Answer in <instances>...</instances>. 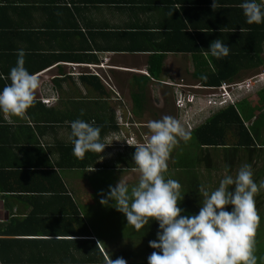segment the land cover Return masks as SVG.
<instances>
[{"label": "crops", "instance_id": "1", "mask_svg": "<svg viewBox=\"0 0 264 264\" xmlns=\"http://www.w3.org/2000/svg\"><path fill=\"white\" fill-rule=\"evenodd\" d=\"M240 3L218 0L213 10L212 0H0L1 81L10 82L18 49L41 81L24 117L0 113V264L101 262L90 240L108 259L119 240L105 231L111 206L95 210L98 194L127 169L120 155L135 147L127 138H147L129 126L140 124L148 94L203 86L200 74L221 59L234 76L221 84L264 71V23L247 24ZM216 39L230 47L226 57L208 51ZM240 102L261 103L264 115V85ZM77 118L100 127L109 144L100 154H72L68 122ZM112 122L118 127L104 132ZM254 129L264 141V120Z\"/></svg>", "mask_w": 264, "mask_h": 264}, {"label": "clouds", "instance_id": "2", "mask_svg": "<svg viewBox=\"0 0 264 264\" xmlns=\"http://www.w3.org/2000/svg\"><path fill=\"white\" fill-rule=\"evenodd\" d=\"M211 7L216 9L218 0H212ZM239 7L247 24L264 23V0H241ZM208 51L219 59L229 54L230 47L216 39ZM24 57L25 51L18 49L16 64L7 77L10 83L0 89V113L5 116L24 117L41 86L37 75L25 68ZM68 123L75 157L83 158L86 152L100 154L109 145L101 140V129L95 121L77 118ZM146 127L150 135L135 146L131 156L138 180L129 184L122 175L114 187L109 185L106 193L98 195L102 197L101 205L124 214L127 225L136 230L150 220L158 223L156 239L149 241V247L157 251L147 257V264H258V259L264 260L255 254L258 217L254 210V197L264 190V179H253L251 164H242L235 174L226 166L218 186L211 191L200 185L199 211L182 215L184 209L178 205L185 194L179 181L166 178L164 172L173 147L181 139L189 140L190 134L178 119L169 115L149 120ZM109 201L113 203L109 205ZM106 264L127 262L121 257L115 260L108 257Z\"/></svg>", "mask_w": 264, "mask_h": 264}, {"label": "trees", "instance_id": "3", "mask_svg": "<svg viewBox=\"0 0 264 264\" xmlns=\"http://www.w3.org/2000/svg\"><path fill=\"white\" fill-rule=\"evenodd\" d=\"M221 61L222 63H215L214 71H203L200 74V79L203 81L204 86L217 87L221 85L222 81L234 78L233 75L225 73L227 62L223 59ZM41 68H44V65H41ZM41 68L34 70L37 72L42 70ZM33 72L35 73V71H30V74H34ZM2 79H0V89L5 85L1 81ZM140 95L133 96L136 103L141 99ZM138 105L141 108V105ZM261 106V103L258 105L255 104L254 106H246L240 102L215 109L207 114L202 122L200 121L197 125L194 124L190 130H186L190 134L189 140L184 141L181 139L173 147L168 161L172 160L174 164L172 170L166 169L164 175L166 178L173 179L174 177L170 175L175 176L176 169L179 168L186 172L184 180L183 176H181V182L178 178H174L179 181L182 194H185L183 200L178 205L184 209L182 215H191L199 211L200 200H202L198 192L200 185H205L209 191L218 186L217 183L211 185L208 181H204L200 175L201 169L205 170L203 174L207 176L208 180V178H214L210 176V173L213 171L218 173L222 170L225 171V167L227 166L229 172L235 174L236 170L242 164L247 163L252 166L254 173L253 179L255 181L264 179V141L258 138L257 131L254 129L260 120H264V115L260 114ZM253 116H256V119L252 123V127L246 128L243 121ZM117 127L115 122H112L110 125H102L104 132ZM101 133L103 134V132ZM127 149H129L130 155L126 156L122 154L120 155V159L127 163V169H135V165L131 159L135 147H129ZM87 154H90L89 156L92 157V152H87ZM262 196V191H259L254 197V210L258 217L256 229L260 223L263 224L264 222V218L262 217L264 204L262 209L260 208L264 202L261 203ZM111 208L112 212L110 217L112 219L109 221L108 227L115 228L113 222L116 220L117 215L122 213L114 207ZM228 208L230 210V206ZM154 222L156 221L150 220L149 224L136 231V234L132 232L131 234H127L129 238L126 240L127 242L122 241L123 245L120 248H116L113 254L109 252L110 259L115 260L121 257L126 260L127 264H147V257L153 251H157L149 247V241L156 239V233L158 231V223ZM108 227L105 229L106 232H108ZM112 240L114 241V238ZM88 242L92 245L90 248L92 251L91 254L97 253L102 260L101 262L93 264H106L107 260L105 261L103 259V255L99 251L96 242L94 240Z\"/></svg>", "mask_w": 264, "mask_h": 264}, {"label": "rangeland", "instance_id": "4", "mask_svg": "<svg viewBox=\"0 0 264 264\" xmlns=\"http://www.w3.org/2000/svg\"><path fill=\"white\" fill-rule=\"evenodd\" d=\"M184 90L187 91V89H184ZM173 96H174L173 91L172 92L171 91H169V92L160 91L158 97L157 98L155 97V99L152 100L151 99L152 96H149V94H148V97H149L148 108L146 109V112L144 113V115H140L139 118L137 117L138 122H140L139 125H141L142 123H144V125L139 126L137 123V125L131 124V126H129V127L132 130L135 128H137V129L142 128V132H145L146 134L149 133L148 135H150L149 129L145 126V123H147L149 120H157V119L162 118L163 115H165L164 114L165 112H166V115L173 116L176 119H178L180 121V123L182 124V126H183V123L185 121H189L190 126H193L194 124L197 125L200 121L202 122L204 117H206V115L208 114V113L203 114L202 110L201 111L199 110L198 113L197 112L196 113L200 119L196 120V122H195V120L193 119L194 118L193 114L185 115L183 113H178V111L176 110L175 104H174V97ZM130 112H131V110H130ZM134 119H135V117H134ZM132 121H133V119H132ZM145 140L146 139H143L140 136H138V140L136 139L134 141V143L135 144H141V143L145 142ZM173 164H174V161H172V160L167 161V169L172 170ZM185 173H186L185 171H182V169L178 168V169H176L175 176H173V175H170V176L174 177V178H178L181 182L182 181L181 176H183V180H184ZM203 173H205V170L201 169L200 175L204 181H208L211 185H214L215 183H217V185H218L219 182H217V180L221 179L222 175L224 174V171L222 170L219 173L216 171L211 172L210 176H212L214 178H208V180H207V176ZM121 176L129 184H134L139 178V173L136 172L135 170H132V171H126V172H124V174L121 173ZM121 176H120V178H121ZM261 191L263 193V196H262L263 198L261 199V203H262L264 201V190H261ZM263 204H264V202L262 203V205L260 207L261 209H262ZM105 208L108 209L109 207L108 206L104 207L103 205H97L95 210L99 213H104ZM262 217L264 218V209L262 210ZM109 220L110 219L106 220V222H105L106 226L108 225ZM113 223L115 225V228L109 226L108 232L111 234L113 232H117L116 235H113V236L111 235V238H117L119 240V243L116 245L117 248H120L123 245L122 241L127 242L126 240L129 239L127 234H131V232L133 234H136V231H138L134 228V226L132 229L131 225H127V220H126L124 214H118L116 217V220ZM154 223H156V222H154ZM255 240H256V252H255V254L257 255L258 258L264 257V222H263V224L260 223L258 228L256 229ZM113 253H114V251L111 254H113ZM116 254H118V253H116ZM258 264H264V260L258 259Z\"/></svg>", "mask_w": 264, "mask_h": 264}, {"label": "built area", "instance_id": "5", "mask_svg": "<svg viewBox=\"0 0 264 264\" xmlns=\"http://www.w3.org/2000/svg\"><path fill=\"white\" fill-rule=\"evenodd\" d=\"M264 85V71L252 76L246 80L234 83H222L217 87H198L202 91H182L177 90L175 96V105L184 113L207 110L212 107H224L228 104H234L241 99L247 92ZM48 100H45L47 102ZM192 110V111H191Z\"/></svg>", "mask_w": 264, "mask_h": 264}, {"label": "bare ground", "instance_id": "6", "mask_svg": "<svg viewBox=\"0 0 264 264\" xmlns=\"http://www.w3.org/2000/svg\"><path fill=\"white\" fill-rule=\"evenodd\" d=\"M202 85H198V87H201ZM203 87H209V88H211L212 86H204L203 85ZM182 90V91H185L184 89H187V91H192V92H200V91H202V90H200V89H198V88H188V87H178L177 88V90ZM176 90V91H177ZM176 91L174 92V104H175V96H176ZM186 92V91H185ZM45 100L46 99H44L43 98V102L44 103H49V101H47V102H45ZM47 100H49V99H47ZM228 105H233V104H228ZM227 106V105H226ZM226 106H224V107H226ZM175 107H176V105H175ZM219 108H222V107H219V106H216V107H212V108H210V109H205V110H203L202 111V113L203 114H206V113H210L211 111H213V110H215V109H219ZM176 110L178 111V113H183V114H185V115H187V114H193V119L196 121L197 120V118H199V116L197 115V113H196V111H195V109L193 110L194 112H189V113H184V112H182L180 109H178L177 107H176ZM183 126H184V128H185V130H190L191 129V127L192 126H190V124H189V121H185L184 123H183ZM136 139H134L132 136H130V137H128L127 138V140H126V143H128V144H131L132 146H136V145H138V144H135L134 143V141H135Z\"/></svg>", "mask_w": 264, "mask_h": 264}]
</instances>
